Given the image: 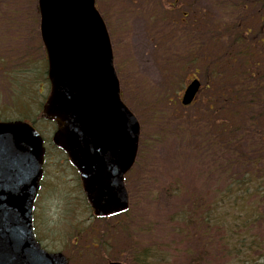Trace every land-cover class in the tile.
I'll use <instances>...</instances> for the list:
<instances>
[{
  "label": "rangeland",
  "instance_id": "obj_1",
  "mask_svg": "<svg viewBox=\"0 0 264 264\" xmlns=\"http://www.w3.org/2000/svg\"><path fill=\"white\" fill-rule=\"evenodd\" d=\"M249 1L230 0L229 5L231 6L224 18V21L227 22L225 24L227 29L236 27L237 23L241 25L239 32L246 30L247 27L251 29L252 32L250 31L251 33L247 35L242 48L250 44L247 40L248 37L254 40L258 35L264 34V10L257 11L259 8H256L255 5L249 6ZM97 3L101 13L108 20L110 19V25H112V28H108L111 31L115 65L121 82L123 99L141 123L140 153L135 168L128 175L130 180L137 175L141 181V188L133 195L134 206L132 205L133 207L129 209L128 213L115 216L109 221H100L99 224H102V227L98 225L88 227L85 234L86 241L82 242L80 246L73 244L70 242L73 232L68 227H71L74 221L83 216V211H87V207L83 198H79L78 191L80 189L75 172L68 165L62 152L49 146L47 160L50 162L53 159L57 173L51 168L47 169L50 190L46 196V202L42 206L46 207L48 202L49 206L55 209V211H50V214L54 212L53 216L56 220L53 222L49 220L57 228L54 238L58 242L64 241L66 245L64 251L75 257V260L72 261L73 264H106L108 259L114 258L129 264H137L132 262L133 254L146 247L152 249L157 247L166 254V257H172V259L166 258V261L157 262L156 257L150 256L148 264H198L194 259L204 253V250L210 251V249L204 248V242L199 243L201 236L195 228H190L195 234L193 236L187 228L182 227L176 219L171 218L173 215L177 213L179 215L182 211L189 209L188 205L191 206V204H187L185 196L197 192L194 190L195 186L191 187L190 179L182 180L185 191L180 192V196V193L172 196L167 188L170 179L174 178L173 176L188 178V173L184 170L188 169L191 157L184 150L179 152L176 149L175 141L171 138L164 140L160 145H156L155 141L152 143L153 140H158L154 136L156 131L153 125L170 126L171 120H165L162 124L164 119H161L170 110L165 109L163 105L158 108L157 105V99L163 94L172 99V105L178 113L197 112L196 107L183 109L176 104V102H180L181 90L190 81L189 78L197 76L204 80L202 73L205 71V67L203 64V66L196 67L192 62L191 55L194 49L193 46L190 47V50L188 49L190 43L187 42V39L194 40L196 46L200 44L208 51V38L221 35L223 31H226V26L219 30L212 24V21L209 26L207 18L196 16V19H193L192 13L198 12L206 15L209 12L214 16V19H218L219 14L226 12L224 9L215 8L212 0H168V3L172 4L171 8L163 3V0H97ZM247 3L246 10H243L241 6ZM37 5L38 0H5L3 3L0 0V15L9 14L18 19H12L11 26H9V17L0 20V37L5 43L9 42L0 50V68L3 67L1 66L2 62L11 67L14 59V64H17V59L20 61L23 59L21 57L29 56L38 60L45 58L39 33ZM12 9H14L13 12H11ZM183 19H186L187 23L182 24V29L188 37L183 34L182 44L179 41L182 38L181 34L175 32L181 29L173 31L172 27ZM204 20H207V24L202 23ZM171 33L176 36L178 43L172 40L173 34ZM229 34L225 44L222 42L216 46H210V53L215 60L224 57L221 52L224 45H229V49L235 54L238 48L234 42L236 31H229ZM164 36L167 37L166 41ZM168 41H170V45L166 48ZM164 45L165 47H162ZM256 46L257 50H254V56L250 60L251 65L247 64L249 70L260 67L259 63L258 66L255 65L256 62H264L262 56L264 40L257 39ZM203 51L201 50V52ZM181 66H183L182 69H180ZM32 73L36 76L32 84L33 88L29 90L32 94L31 99L34 92L41 89L39 81L43 80V84L46 81L43 79L44 77L40 76L39 69L32 70ZM45 73L47 74V72ZM6 83L7 81L4 86L5 90L13 94L14 88H7ZM45 87L46 90H50L49 85ZM5 95H7L5 91L0 88L1 102L5 101ZM42 103L39 98L32 99L30 106L23 107V112L31 119L36 116L38 119L36 126H39L49 141L54 130L53 123L48 120L40 122ZM203 105L197 106L200 109V106ZM156 108H158V114L154 122L152 112L154 109L157 110ZM16 116L22 117L17 114L13 118H17ZM5 117L7 116H0V118ZM49 144L51 143L49 142ZM186 167L187 169H185ZM261 188L264 189V184H261ZM57 208H61V210L65 208V213L61 217L68 227L58 219ZM49 221L47 220V222ZM95 222L98 221H93L92 224ZM123 223L126 231H133L132 240L126 235L122 227ZM177 223L178 226H176ZM93 228L98 232L101 230L100 238L107 240L113 247L112 249H107L108 252L103 247H98L96 250L84 249L85 244L90 243L92 237V242L96 240L97 232L93 231ZM129 240L135 241L134 245ZM90 244L89 246L92 245ZM96 247L94 246V248ZM185 254H189L190 258Z\"/></svg>",
  "mask_w": 264,
  "mask_h": 264
},
{
  "label": "water",
  "instance_id": "obj_2",
  "mask_svg": "<svg viewBox=\"0 0 264 264\" xmlns=\"http://www.w3.org/2000/svg\"><path fill=\"white\" fill-rule=\"evenodd\" d=\"M39 8L52 81L44 111L59 125L54 142L79 168L97 215L125 210L124 176L137 156L140 123L121 98L107 26L95 0H39ZM199 87L198 80L188 85L184 104ZM33 132L26 122H0V264H68L33 232L44 155Z\"/></svg>",
  "mask_w": 264,
  "mask_h": 264
},
{
  "label": "trees",
  "instance_id": "obj_3",
  "mask_svg": "<svg viewBox=\"0 0 264 264\" xmlns=\"http://www.w3.org/2000/svg\"><path fill=\"white\" fill-rule=\"evenodd\" d=\"M229 1H214L215 8L226 12L220 18L215 20L211 13L206 14L208 22L212 21L219 30L226 26L224 18L231 6ZM259 2L264 8L263 0H253L251 3ZM235 28L209 37L208 51L199 46L192 51L194 65L199 67L203 64L205 67V71L202 70L205 83L191 107H196L197 112L178 113L172 99L166 94L157 99L158 108L163 105L170 110L161 118L164 119L162 124L165 120L171 122L168 127L153 125L156 131L154 136L158 140L152 143L155 141L156 145H160L171 138L179 152L184 150L191 157L188 169L186 167L187 170H184L188 178L173 176L167 188L172 196H176L185 191L182 180L190 179L191 187L195 186L197 192L185 196L187 204H191L188 205L189 209L171 218L191 233L190 228H195L201 236L199 243L204 242V248L210 249L194 259L198 264H264V189L261 188V184H264V62L255 63L257 66L260 64L259 68H247V64L251 65L255 50L251 44L242 48L247 29L236 34L238 50L235 54L229 45L223 46L221 52L224 57L217 60L210 53V46L225 44L230 36L229 31ZM175 32L182 34L181 30ZM172 40L178 43L174 34ZM191 42L189 50L196 45ZM169 45L170 41L166 42V48ZM21 58V61L17 59V64H14V59L7 74V88H14L13 94L6 91L10 103L6 109L9 110L30 106L41 90L37 89L31 99L29 90L33 88L36 76L32 70L39 69L40 76L47 79L45 59ZM39 82L42 87L43 80ZM197 105L203 106L199 109ZM158 108L152 112L154 122ZM2 112L4 114L5 110ZM140 182L137 175L129 179L130 191L135 194L141 188ZM125 233L132 240L133 231L125 230ZM134 243L131 241V244ZM150 256L156 257L157 262L172 259L157 247H146L133 254L132 262L148 264ZM185 256L190 258L189 254Z\"/></svg>",
  "mask_w": 264,
  "mask_h": 264
},
{
  "label": "flooded vegetation",
  "instance_id": "obj_4",
  "mask_svg": "<svg viewBox=\"0 0 264 264\" xmlns=\"http://www.w3.org/2000/svg\"><path fill=\"white\" fill-rule=\"evenodd\" d=\"M44 236H46V233H45V231H44Z\"/></svg>",
  "mask_w": 264,
  "mask_h": 264
}]
</instances>
